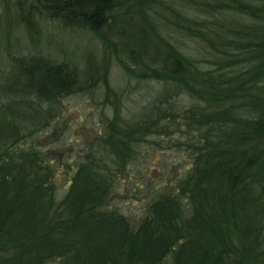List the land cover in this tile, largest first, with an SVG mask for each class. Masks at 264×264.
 Listing matches in <instances>:
<instances>
[{"label": "trees", "instance_id": "16d2710c", "mask_svg": "<svg viewBox=\"0 0 264 264\" xmlns=\"http://www.w3.org/2000/svg\"><path fill=\"white\" fill-rule=\"evenodd\" d=\"M18 3L28 43L0 63V264H264V0ZM44 15L99 46L79 62L39 51ZM113 63L165 83L123 105ZM98 88L110 113L84 156L65 163L41 147L34 132L56 129L59 99ZM179 90L196 103L173 110ZM30 105L32 117L13 110ZM150 134L186 144L181 172L136 147ZM141 160L151 164L133 169ZM117 196H136L139 210Z\"/></svg>", "mask_w": 264, "mask_h": 264}, {"label": "rangeland", "instance_id": "374dc122", "mask_svg": "<svg viewBox=\"0 0 264 264\" xmlns=\"http://www.w3.org/2000/svg\"><path fill=\"white\" fill-rule=\"evenodd\" d=\"M18 1L21 2L22 0H0V21L2 24L0 27V56L6 58V60H0L2 65L6 62L3 67H8L7 63H9V58L12 54H15L21 47L26 46V43H28L24 25L15 20L13 16V12H16V8L19 5ZM21 6L26 7L24 5ZM32 16H34V12ZM38 22L41 24V30L39 32V38L35 42V46H40L41 49H39V51H43L45 54H50L60 59L63 57L69 59L71 57L79 62L81 54L84 51L89 52L93 48L98 47L100 44L99 41H101L96 34L83 26L65 27L60 25L56 21V18L46 17L45 15L44 17L38 18ZM31 51L38 53V50H35V48ZM109 80L115 89H127L122 94V103L123 105L128 104L129 106L133 104V107L138 104L135 108L139 106L141 94L143 92H145V97H143L145 99L143 102L146 104L152 100L156 91L155 89L161 88L165 83L163 80L153 78L140 79L130 77L121 66L116 63L112 64ZM100 91L101 88H98L97 91L93 92H74L62 96L56 105V114L62 115L56 129L47 139H44L43 136L47 127L43 126L34 132V135H37V141L40 146H56V148H58L56 150V156L60 155L58 151L64 152V156L59 157H63L65 163L74 161L79 155L84 156L83 153L85 149L89 148V143L93 140L96 128L102 127L105 122H108V117L103 116L102 111H106L109 115V106H106L105 109L103 106H100L99 98H101L102 94V91ZM94 96L99 97L93 99ZM170 99H172L173 102V110H185L197 101L181 90ZM33 104L37 105V103ZM41 105L46 106L44 103H41ZM13 110L21 113L25 112L27 117H32L34 114V112H31L32 105L29 107H21L19 110L13 108ZM79 110L87 114L88 118L85 119V121L79 117ZM126 113L127 112H125L124 116L132 117L130 114L126 115ZM37 116L39 118L42 115L39 113ZM52 119H55V116H53ZM26 121L27 119L25 122ZM181 127H184V124H182ZM180 132V130L176 131L175 135ZM1 133H3V130H0V134ZM183 134H186V132L180 135ZM148 137V141L145 140L143 143L140 142L136 147L143 152H147L148 155H153L155 147L156 154L159 158L156 162V166L159 165L161 167L163 164H168V166H172L171 170L174 173H179L184 169V165H186L185 162L189 161L186 144L167 145L168 137L152 138L154 134H150ZM182 137H184V135ZM50 138H52V141L48 142L47 140ZM157 141L162 145L158 144ZM139 158L142 159L141 156ZM147 164H151V160L147 162L142 160L137 163L133 162L132 168L138 169ZM133 169H130V171H134ZM59 170L64 172L66 170L65 165H62ZM162 171H166L167 173L170 172L169 169L165 168H162ZM155 172L156 169L152 168V174H155ZM136 198V196H130L131 200L127 202L125 197L117 196L115 200L121 203L125 211L133 214V211L137 212L139 210V205L141 204V201L136 200Z\"/></svg>", "mask_w": 264, "mask_h": 264}]
</instances>
